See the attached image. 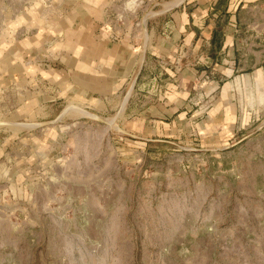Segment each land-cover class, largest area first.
Masks as SVG:
<instances>
[{"label":"rangeland","instance_id":"374dc122","mask_svg":"<svg viewBox=\"0 0 264 264\" xmlns=\"http://www.w3.org/2000/svg\"><path fill=\"white\" fill-rule=\"evenodd\" d=\"M168 1L123 0L132 14L109 17L138 55L147 20L149 51L118 88L86 100L59 88L53 95L42 81L36 116L15 121L0 112V142L12 130L13 140L32 130H58L52 151L35 152L30 141L0 156V264H264V76L253 89L263 99L235 134L200 136L196 124L190 125L193 134L160 139L132 130L133 118H156L172 106L170 84L181 81L182 58L155 52H204L200 40L184 45L178 38L175 24L188 0L148 19ZM72 3L0 0V31L27 9L42 26L59 28ZM249 12L241 16L264 20V1ZM60 38L62 33H53L41 52H58ZM237 44L238 52H246L251 42ZM191 77L182 109L194 120L212 107L219 92L211 85L224 75L206 68ZM66 102L100 118L68 111L58 119ZM26 122L38 124L14 126Z\"/></svg>","mask_w":264,"mask_h":264},{"label":"crops","instance_id":"0c3cea01","mask_svg":"<svg viewBox=\"0 0 264 264\" xmlns=\"http://www.w3.org/2000/svg\"><path fill=\"white\" fill-rule=\"evenodd\" d=\"M121 1L123 0H72L75 3L65 13L64 22L60 21L59 28L58 23L57 26H42L41 18L34 10L29 9L16 22H8V25L3 26L0 31V112L9 114L8 117H3L18 121L41 112L42 81H46L45 88H51L52 92L59 88L68 97L86 100L121 86L123 77L129 72H135V66H139L143 54L149 51L147 20L145 26L141 27L143 43L139 55L132 50L134 45L123 36L124 32H118L116 27L111 26L110 16L123 14L127 17L132 14V9L128 12L125 9L129 2L123 7L119 3ZM145 1L149 2L135 0L136 5ZM182 1L186 0L168 1L164 4V10L148 16V19L176 8ZM263 1L188 0L183 6L184 14L182 11L178 13L175 24L179 26L178 38L184 45L200 40L199 46L203 45L204 52H155L156 57L167 56L172 61L182 58L181 66L177 67L182 75L181 81L170 84L168 95L173 99L170 102L172 106L164 107L156 118H133L132 130L160 139L186 132L193 134L195 132L190 129V125L196 124L198 135H215L219 138L235 134L244 124H248L254 117L253 104L263 99L259 97L262 94H253V89L261 87L264 76V20L259 16L241 15L248 11L255 13V9ZM10 31L17 32V36L12 37ZM56 32L63 34L58 42L61 49L52 52L54 48H48L51 52H41L45 42ZM239 41L246 44L251 42L246 52H238ZM243 49L245 50L244 47ZM184 57L186 60H183ZM193 57L192 61H188ZM133 58L136 59L132 64ZM54 59L56 60L52 61ZM200 59L204 60L202 65L197 64ZM168 64L169 68H173V64ZM206 68H214L224 75V81L211 85L217 88L218 97L205 116L203 113L192 120L187 111L182 109L185 105L182 95L192 85L191 75L204 72ZM131 86L127 89L129 93ZM53 95L56 94L53 92ZM65 104L69 106L78 103ZM64 115L61 112L57 118ZM14 131L9 132L0 142V156L17 150L19 146L26 148L30 141L35 152L52 151V144L58 136V130L50 127L43 132L32 130L24 135L18 134L16 140H13ZM144 146L140 144L141 148ZM21 174L24 175L23 172ZM20 175L18 177L21 178Z\"/></svg>","mask_w":264,"mask_h":264},{"label":"bare ground","instance_id":"6f19581e","mask_svg":"<svg viewBox=\"0 0 264 264\" xmlns=\"http://www.w3.org/2000/svg\"><path fill=\"white\" fill-rule=\"evenodd\" d=\"M169 5V4H168ZM145 19H143V22H144ZM145 23V22H144ZM144 25V24H143ZM128 95V94H127ZM127 97V96H126ZM123 99V98H122ZM66 111H75V112H79L80 114L84 115V116H89L91 118H100L98 117L96 114L94 113H91V112H88L87 110H85L84 108L80 107V106H77V105H69L67 108H65L62 112L65 113ZM108 122V121H107ZM111 122V121H110ZM113 122V121H112ZM111 122V123H112ZM109 123V124H111ZM0 124H4V122H0ZM34 125H37V123H17V125L15 126H20V127H23V126H34Z\"/></svg>","mask_w":264,"mask_h":264}]
</instances>
